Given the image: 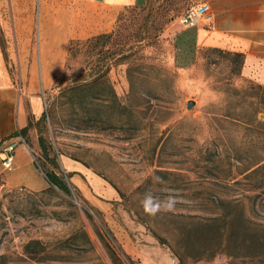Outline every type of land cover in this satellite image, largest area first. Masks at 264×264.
Segmentation results:
<instances>
[{"label": "rangeland", "instance_id": "1", "mask_svg": "<svg viewBox=\"0 0 264 264\" xmlns=\"http://www.w3.org/2000/svg\"><path fill=\"white\" fill-rule=\"evenodd\" d=\"M199 2L124 7L109 36L66 70L72 39L49 40L45 26L72 0H0V72L27 111V91L54 111V125L28 114L30 126L12 138L49 168L43 135L70 191L0 185V264H264V83L179 24ZM98 63L109 66L100 121L69 123L60 89ZM67 160L86 172L68 177ZM146 195L171 207L146 213Z\"/></svg>", "mask_w": 264, "mask_h": 264}, {"label": "crops", "instance_id": "2", "mask_svg": "<svg viewBox=\"0 0 264 264\" xmlns=\"http://www.w3.org/2000/svg\"><path fill=\"white\" fill-rule=\"evenodd\" d=\"M145 0H72L62 12L51 14L48 29L51 40H85L112 31L120 11L126 6L140 5ZM207 3L214 17L215 27H195L198 42L213 48L227 49L243 55L241 74L264 83V0H200ZM26 6V4H25ZM61 16L62 18H59ZM47 32V30H46ZM51 42V41H50ZM59 45V43H58ZM52 67L44 68V78H49ZM0 140L12 138L18 130L28 125V114L37 121L43 113L41 99L34 91H27L25 100L19 99L15 90L0 72ZM25 98V97H24ZM70 172H86L77 162L66 161ZM0 185L6 189L41 192L48 182L37 166L30 147L18 144L13 153V164L4 169L0 161Z\"/></svg>", "mask_w": 264, "mask_h": 264}, {"label": "trees", "instance_id": "3", "mask_svg": "<svg viewBox=\"0 0 264 264\" xmlns=\"http://www.w3.org/2000/svg\"><path fill=\"white\" fill-rule=\"evenodd\" d=\"M108 36V34H101L85 40H70L68 43L65 69L71 70L70 62L73 60V58L77 57L79 53H82L83 47L89 46L92 43L97 46V43L100 40L107 38ZM232 57L233 61L237 64V69L239 68V70H241L243 64V55L241 53H232ZM183 65L186 64H182V66ZM108 70V65H101L99 63L95 65L93 71L89 74H85L84 70L80 69V74L75 75L67 85L60 89L62 95L65 97V103L70 113L68 117L69 123L77 125L78 123H82L85 118L88 117L93 121H100V115L102 112L100 110V101H102L105 96L102 91H104V89L106 88H109V85L107 83L108 81L105 78V73ZM237 73H239V71ZM61 81V79H58V81L54 84L53 88L60 87ZM109 91L111 96H115L112 89H109ZM89 104L95 105V108L92 110L88 109ZM120 110L121 116H123L121 118H124L120 119L121 122H124L123 124L130 123V117L128 115L125 117V114L127 113V108L125 106H122L120 107ZM53 112L54 111L52 109L51 103L47 104L46 110L41 114V117L38 119V122L41 121V123L44 124L46 123V121H50V123L54 125ZM30 124L31 122L29 121L27 127H29ZM27 127L22 129L21 133H25ZM38 144L39 148L44 154V159L50 166L49 168H47L45 164H42L40 166L36 162L37 166L43 172L49 185L48 188L41 192H45L47 190L54 191V188H56L62 193L69 195V188L64 181L63 172L60 169L59 163L57 161V156L52 150L50 143L46 140V138L43 137V135H40V137L38 138ZM251 172H255V170ZM72 173L73 172H70L68 174V177L71 176ZM106 233L109 234L107 230ZM96 234L102 237L98 228H96ZM107 247L110 250L111 254L116 256L115 251L109 245H107Z\"/></svg>", "mask_w": 264, "mask_h": 264}, {"label": "built area", "instance_id": "4", "mask_svg": "<svg viewBox=\"0 0 264 264\" xmlns=\"http://www.w3.org/2000/svg\"><path fill=\"white\" fill-rule=\"evenodd\" d=\"M179 24L184 28L202 26L208 30H212L215 27L211 8L204 2L187 7L179 19ZM18 144L25 145V141L21 135L15 138L0 140V161L4 169H9L12 166L13 153Z\"/></svg>", "mask_w": 264, "mask_h": 264}, {"label": "clouds", "instance_id": "5", "mask_svg": "<svg viewBox=\"0 0 264 264\" xmlns=\"http://www.w3.org/2000/svg\"><path fill=\"white\" fill-rule=\"evenodd\" d=\"M144 204V210L146 213L155 214L157 211L161 209V207H171V198L163 204L151 195H146L145 200L142 202Z\"/></svg>", "mask_w": 264, "mask_h": 264}, {"label": "water", "instance_id": "6", "mask_svg": "<svg viewBox=\"0 0 264 264\" xmlns=\"http://www.w3.org/2000/svg\"><path fill=\"white\" fill-rule=\"evenodd\" d=\"M193 101H189L188 103H187V105H186V107H187V109H191L192 108V106H193Z\"/></svg>", "mask_w": 264, "mask_h": 264}]
</instances>
